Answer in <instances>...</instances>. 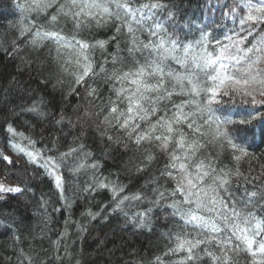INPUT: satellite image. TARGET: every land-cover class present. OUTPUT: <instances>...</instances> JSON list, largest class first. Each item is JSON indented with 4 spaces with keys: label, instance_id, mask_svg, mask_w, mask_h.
<instances>
[{
    "label": "snow or ice",
    "instance_id": "obj_1",
    "mask_svg": "<svg viewBox=\"0 0 264 264\" xmlns=\"http://www.w3.org/2000/svg\"><path fill=\"white\" fill-rule=\"evenodd\" d=\"M20 7V36H27V44L34 50L53 44L57 69L70 75L76 86L83 85L86 78L101 76L111 93L103 123L122 131L137 148L149 145L165 153L167 163L160 177L174 184L171 189L153 188L151 199L139 194L121 196L124 186L111 181L106 184V177L94 178L89 187L111 186L113 211H123L125 201L147 200L151 207L130 218L137 227L146 226L153 207L170 208L173 217L181 221L166 236L171 246L164 255L183 253L174 264H202L204 257L211 264H239L241 254L248 257L247 264H264V185H253L255 190L248 191L245 184L240 197L229 190L234 178L243 177L239 162L248 156L247 149L237 142L243 139L238 126L248 125L262 114L257 108L235 112L236 119L216 114L227 111L225 97H248L252 105L264 106V100L256 98L264 97V0H234L231 6L225 5L227 15L239 18L240 31L224 35L223 40L204 29L198 39H181L184 25L177 23L179 10L174 0H25ZM53 7L56 11L46 24L28 19L33 13L37 17L47 14ZM238 9L244 14L238 16ZM61 19L70 20L75 33L64 34ZM109 24L126 37L130 63L113 55L114 67L107 70L100 65L97 71L94 52L106 42L78 39L77 33ZM145 34L147 41L141 39ZM117 63L121 66L116 67ZM88 95L97 98V89L90 87ZM44 107L46 102L40 98L26 111L43 117ZM63 119L61 116L57 123ZM6 130L12 134L11 141L19 137V142L10 141L11 147L30 162H39L64 199L61 169L77 172L85 166L65 163L73 155L84 160L83 145L53 157L11 124ZM209 145L219 149L215 157L207 153ZM228 150L235 169L218 166L220 153ZM144 151L145 160L151 163L155 155L147 148ZM0 158L12 163L8 156ZM90 167L98 169L100 165ZM4 192L22 193L23 189L0 183V193ZM210 248L218 249L219 254ZM156 261L163 264L161 257Z\"/></svg>",
    "mask_w": 264,
    "mask_h": 264
},
{
    "label": "trees",
    "instance_id": "obj_2",
    "mask_svg": "<svg viewBox=\"0 0 264 264\" xmlns=\"http://www.w3.org/2000/svg\"><path fill=\"white\" fill-rule=\"evenodd\" d=\"M233 2L174 0L179 10L177 23L184 25L179 33L181 39H198L200 29L221 40L224 35L239 32V18L234 20L227 15L229 9L224 7ZM24 3L25 0H0V157L8 156L12 160L8 163L0 158V174L23 189L22 193L4 192L0 198V264H157V257H161L163 264H174L183 253L164 255L171 246L166 236L181 221L173 217L170 208L153 207L146 226L137 227L130 218L151 207L147 200L125 201L123 211H113L111 186L89 187L94 185V178L106 177V184L111 181L124 186L121 196L139 194L154 198L153 188L174 187L173 182L160 177L167 163L166 154L149 145L137 148L122 131L103 123L111 93L101 76L94 80L86 78L83 85L76 86L70 75L57 69L53 44L48 42L39 50L27 44V36L19 34L23 16L20 5ZM51 13V9L39 17L33 13L28 19L46 24ZM243 14L238 9V16ZM60 26L66 35L75 33L70 20L61 19ZM77 38L106 42L103 49L94 52L97 71L100 65L111 70L113 55L130 63L126 37L117 34L114 25L93 26L77 33ZM141 39L147 41V35ZM214 47L211 45L209 51ZM173 67L177 66L173 64ZM90 87L97 89V98L88 95ZM40 98L46 102L43 117L26 111ZM256 98L264 100L262 96ZM224 99L227 103L223 107L227 111L216 113L221 118L236 119L235 112L253 108L262 114L250 124L238 126L243 139L237 142L247 149L248 156L239 162L243 177L234 178L229 190L240 197L245 184L248 191L255 190L253 185H264V106L252 105L248 97ZM61 116L64 119L57 123ZM9 124L53 157L83 145L86 158L80 160L79 155H73L65 163L85 166L77 172L69 167L61 169L64 199L54 178L39 162H30L11 147L12 134L6 130ZM11 142H19V137ZM146 148L156 157L151 163L145 160ZM218 151L214 145L207 147V153L213 157ZM93 163L100 167L91 168ZM218 166L235 169L231 150L220 153ZM209 250L219 254L216 248ZM247 261L244 254L239 256V264ZM205 262L211 264L208 257H204L202 264Z\"/></svg>",
    "mask_w": 264,
    "mask_h": 264
},
{
    "label": "rangeland",
    "instance_id": "obj_3",
    "mask_svg": "<svg viewBox=\"0 0 264 264\" xmlns=\"http://www.w3.org/2000/svg\"><path fill=\"white\" fill-rule=\"evenodd\" d=\"M51 10H52L51 15H52V14L55 13L56 9H55V7H53V8H51ZM0 183H3V184H5L6 186H9V187L19 186L17 183L11 182L4 175H1V174H0ZM1 195H2V193H0V196Z\"/></svg>",
    "mask_w": 264,
    "mask_h": 264
},
{
    "label": "bare ground",
    "instance_id": "obj_4",
    "mask_svg": "<svg viewBox=\"0 0 264 264\" xmlns=\"http://www.w3.org/2000/svg\"><path fill=\"white\" fill-rule=\"evenodd\" d=\"M8 179V178H7ZM9 180V179H8ZM11 182H13V181H11ZM13 183H15V182H13ZM1 197V196H0Z\"/></svg>",
    "mask_w": 264,
    "mask_h": 264
}]
</instances>
